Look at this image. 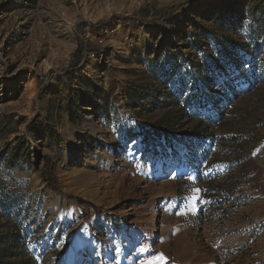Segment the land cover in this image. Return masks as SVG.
<instances>
[{"label":"rangeland","instance_id":"rangeland-1","mask_svg":"<svg viewBox=\"0 0 264 264\" xmlns=\"http://www.w3.org/2000/svg\"><path fill=\"white\" fill-rule=\"evenodd\" d=\"M0 264H264V0H0Z\"/></svg>","mask_w":264,"mask_h":264},{"label":"trees","instance_id":"trees-1","mask_svg":"<svg viewBox=\"0 0 264 264\" xmlns=\"http://www.w3.org/2000/svg\"><path fill=\"white\" fill-rule=\"evenodd\" d=\"M175 9H176V6L175 5H170V6H166V7L162 8V9H160L159 12H160V15L162 17H164V19H167L168 17H170L173 14V12L175 11ZM122 19H124V18H122ZM102 23L103 22H98V23L93 24L91 26L95 30L97 27L101 26ZM84 47H85L84 44L81 42L79 44V47L77 48L76 53H75V59H76V57H78L79 55H81V52L83 51V48ZM78 59H79V57H78ZM78 63H79V61H73V63L71 65H74L75 66V64L77 65ZM76 67H75V69H76ZM46 159H47L46 167H47V169H49L50 168V162H49V159L48 158H46ZM46 175H47V179H49V182H51L53 184H56V176H55V174H54L53 171L51 173L46 174Z\"/></svg>","mask_w":264,"mask_h":264},{"label":"bare ground","instance_id":"bare-ground-1","mask_svg":"<svg viewBox=\"0 0 264 264\" xmlns=\"http://www.w3.org/2000/svg\"><path fill=\"white\" fill-rule=\"evenodd\" d=\"M52 194H53V193H52ZM53 196H58L59 199H62V200H64V201H66L67 198H68V194H67L66 191H62V192H60V193H55V194H53ZM99 252H100V251H99Z\"/></svg>","mask_w":264,"mask_h":264}]
</instances>
